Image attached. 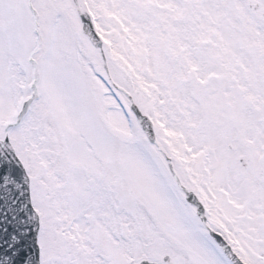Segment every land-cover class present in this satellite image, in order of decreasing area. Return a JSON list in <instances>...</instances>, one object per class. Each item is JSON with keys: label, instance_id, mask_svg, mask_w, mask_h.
Wrapping results in <instances>:
<instances>
[{"label": "snow or ice", "instance_id": "snow-or-ice-1", "mask_svg": "<svg viewBox=\"0 0 264 264\" xmlns=\"http://www.w3.org/2000/svg\"><path fill=\"white\" fill-rule=\"evenodd\" d=\"M0 264H264V0H0Z\"/></svg>", "mask_w": 264, "mask_h": 264}]
</instances>
